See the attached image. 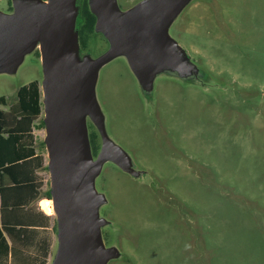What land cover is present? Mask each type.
Returning a JSON list of instances; mask_svg holds the SVG:
<instances>
[{"label":"rangeland","instance_id":"obj_1","mask_svg":"<svg viewBox=\"0 0 264 264\" xmlns=\"http://www.w3.org/2000/svg\"><path fill=\"white\" fill-rule=\"evenodd\" d=\"M82 1L79 104L99 114L84 112L81 134L97 131L92 166L105 149L93 176L98 263L264 264V0H189L166 22L180 53L155 51L142 69L122 50L95 64L111 45L98 26L79 42ZM10 68L0 63L1 104L32 80L42 94L38 38ZM57 248L55 232L38 248L45 264Z\"/></svg>","mask_w":264,"mask_h":264},{"label":"water","instance_id":"obj_2","mask_svg":"<svg viewBox=\"0 0 264 264\" xmlns=\"http://www.w3.org/2000/svg\"><path fill=\"white\" fill-rule=\"evenodd\" d=\"M92 1L95 8L91 7V12L96 16L94 30L98 26L111 45L110 50L96 59V65L113 50L126 51L140 69L144 63L148 64L149 56L155 51L178 55L180 47L169 36L166 22L172 21L189 0H140L127 9H121L117 0ZM11 2L12 15L0 11V63L6 62L12 68L35 40L41 38L44 142L58 235L53 264H99L102 247L98 234L92 232L97 200L93 176L105 149L92 166L89 137L88 140L82 137L81 125L86 110H96L98 114L99 111L94 101L91 104L81 100L79 104L76 0Z\"/></svg>","mask_w":264,"mask_h":264},{"label":"crops","instance_id":"obj_3","mask_svg":"<svg viewBox=\"0 0 264 264\" xmlns=\"http://www.w3.org/2000/svg\"><path fill=\"white\" fill-rule=\"evenodd\" d=\"M3 103V112L16 106L17 118L11 134L0 118V264H45L38 248L57 232V220L41 203L52 199L46 196L51 185L41 121L17 101Z\"/></svg>","mask_w":264,"mask_h":264},{"label":"trees","instance_id":"obj_4","mask_svg":"<svg viewBox=\"0 0 264 264\" xmlns=\"http://www.w3.org/2000/svg\"><path fill=\"white\" fill-rule=\"evenodd\" d=\"M9 4H12L11 0H8ZM81 22L78 27V39L79 42L86 46L88 43V39L90 34L94 31L96 16L91 12L88 6L85 4L83 10L80 12ZM38 54V51H37ZM4 99L3 96H0V100ZM17 103L20 105L22 110L25 112L31 111L33 113H42L43 111V102H42V94L41 89L38 84V80H32L28 83V85H23L18 90V101ZM16 106H11L8 111L0 110V118L4 119L3 123L8 124L10 126L9 134L12 132V125L14 124V120L17 118V115L14 111ZM3 112V113H2ZM41 119V126L45 127L44 120ZM22 118H24L22 116ZM89 142L91 151L93 154L98 152V134L95 129H91L88 133ZM48 198H51L50 191L46 195Z\"/></svg>","mask_w":264,"mask_h":264},{"label":"bare ground","instance_id":"obj_5","mask_svg":"<svg viewBox=\"0 0 264 264\" xmlns=\"http://www.w3.org/2000/svg\"><path fill=\"white\" fill-rule=\"evenodd\" d=\"M41 19H42V16H40L39 19H38L39 23H40ZM38 43H39V46H41V38L40 39L38 38ZM41 203H42V206L47 211H52V207H51V205L53 203L52 199H43Z\"/></svg>","mask_w":264,"mask_h":264},{"label":"flooded vegetation","instance_id":"obj_6","mask_svg":"<svg viewBox=\"0 0 264 264\" xmlns=\"http://www.w3.org/2000/svg\"><path fill=\"white\" fill-rule=\"evenodd\" d=\"M85 4L88 6L87 0H84V1L81 2V4H80V5H81V7H80V12H81V10H83ZM129 7H130V6L124 8V9H127V8H129ZM121 9H123V8H121ZM81 45H82V44H81Z\"/></svg>","mask_w":264,"mask_h":264}]
</instances>
